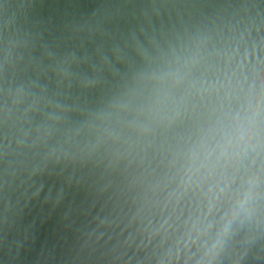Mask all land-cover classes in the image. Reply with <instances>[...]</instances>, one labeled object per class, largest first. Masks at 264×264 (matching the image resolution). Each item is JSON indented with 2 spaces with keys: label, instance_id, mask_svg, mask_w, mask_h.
<instances>
[{
  "label": "trees",
  "instance_id": "16d2710c",
  "mask_svg": "<svg viewBox=\"0 0 264 264\" xmlns=\"http://www.w3.org/2000/svg\"><path fill=\"white\" fill-rule=\"evenodd\" d=\"M0 264H264V0H0Z\"/></svg>",
  "mask_w": 264,
  "mask_h": 264
}]
</instances>
